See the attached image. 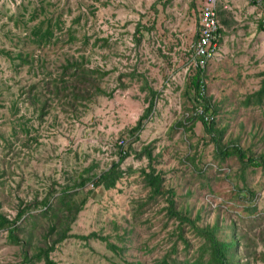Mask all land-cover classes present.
<instances>
[{
	"label": "rangeland",
	"instance_id": "374dc122",
	"mask_svg": "<svg viewBox=\"0 0 264 264\" xmlns=\"http://www.w3.org/2000/svg\"><path fill=\"white\" fill-rule=\"evenodd\" d=\"M205 1L0 0L1 211L14 219L27 204L43 200L53 185L60 189L87 175L86 169L94 173L109 168L119 159L116 141H127L125 175L117 187L89 182L77 189L76 204L84 198L87 203L71 225L73 237L53 253L59 264H159L165 256L172 264H188L203 253L210 258L204 249L206 238L198 237L189 224L183 228L189 243L180 238L181 222L168 211L171 195L150 199L142 169L151 161L140 154L148 146L159 156L155 165L175 192L177 209L199 227L218 226L221 239L237 233L240 264H264L260 160L246 166L237 156L223 159L215 133L199 122L185 130L192 125L186 118L196 107V95L188 87L192 69L187 73L185 69ZM248 5L254 6L253 27L260 34L245 40L249 42L245 54L213 62L206 74L217 130L226 131L223 143L239 145L258 158L264 153V104L247 106L244 101L261 88L264 78V32L257 26L264 9L262 0H249ZM47 17L53 21L55 38L41 46L29 37ZM19 53L30 54L29 61L19 60ZM67 59L85 60L106 93L80 100L81 107L73 112L62 94L59 100L50 94L53 101L45 120H40L39 113L25 104V89L37 84L35 93H46V83L65 72ZM154 92V113L134 134ZM15 104L18 108L12 112ZM25 124L31 127L30 135L23 130ZM38 135L39 142L33 139ZM55 222L50 217L38 224L25 222L28 232L37 230L35 249L46 245ZM58 231L48 241L57 238ZM28 232H21L20 238H29ZM110 243L119 249H111ZM23 262L21 246L0 230V264Z\"/></svg>",
	"mask_w": 264,
	"mask_h": 264
},
{
	"label": "trees",
	"instance_id": "16d2710c",
	"mask_svg": "<svg viewBox=\"0 0 264 264\" xmlns=\"http://www.w3.org/2000/svg\"><path fill=\"white\" fill-rule=\"evenodd\" d=\"M262 6L264 9V0H262ZM220 11V9H219ZM36 17V16H34ZM60 20L56 21V28H59ZM261 31H264V16L260 23ZM70 36L69 39H73L75 36L73 30H68ZM55 38V27H53V21L50 18H46L44 21L38 24L29 39L38 43L41 46L51 42ZM87 36L85 37V39ZM197 40L199 39V32L197 35ZM17 58L19 60L29 61L30 54L24 56L23 53H19ZM85 60H74L67 59V63L63 66L65 72L58 78L51 79L46 83L45 90L46 93H35L38 90V85L34 84L30 89L26 87L25 91L27 95V100L25 104H29L30 108H34L36 112L39 113V119L45 120L47 111L50 107V102L53 99L49 98V95H54L56 100H59L61 94L65 104L75 111V108L81 107L83 101H91V95L98 96L100 94H105V90L96 84V79L93 76L94 70L87 68L84 65ZM70 71V72H68ZM69 73V78H66L65 75ZM99 73V71H98ZM264 75V71L262 72ZM201 78V71L193 68L189 77L188 87L193 89L194 94L196 95L199 90V82ZM45 83V82H44ZM95 90V93L93 91ZM24 91V92H25ZM156 97L157 92H154V95L150 102V107L148 108L146 114L140 120L139 124L133 129V133L136 134L143 130L145 121L154 113L156 107ZM83 100V101H80ZM206 104L213 111V114L217 116L215 105L212 99L209 97L206 98ZM244 104L261 106L264 104V78L262 80V86L257 91L249 94ZM41 105V108L39 106ZM16 104L12 107L13 110H16ZM15 113V112H14ZM186 122L201 123L205 126L208 133H215L213 138L217 143V153L219 157L226 159L227 157L237 156L240 161L246 165L251 166L252 164H260L264 170V153H262L258 158L255 154L251 153L249 150H244L236 144H224L223 139L226 136L225 130H217V117L215 120L209 124L204 121V119L196 118L189 116L186 118ZM183 125V124H182ZM17 126H20L19 123L12 127L13 132L12 136L16 135ZM184 126V125H183ZM23 130L26 131L27 135L31 133V127L29 124L23 126ZM33 139H36L38 142L40 140V135L35 136ZM141 155L145 154L150 159V164L148 167L142 169V174L145 178L146 185L150 188V199H157L160 197H168L171 195V198H167L170 202V208L168 207L170 217L178 218L181 222V235L180 238L185 240L188 244V239L184 238V224H189L198 237L206 238L204 249L210 252V258H206L203 254H200L198 257L193 260H188V264H240L239 261V238L237 233H235L231 239H221L219 238L217 231L219 227L213 228L212 226H207L205 228L199 227L197 222L191 220L189 217L184 216L176 207L175 192L172 191L167 183L164 172L155 165L160 161L159 156L155 155L154 148L152 146L144 147L141 149ZM119 152V159L110 165L109 168L101 171L91 173L89 169L87 175H82L79 179L74 180L72 184H67L62 188L58 189L54 185L49 189L47 196L43 200H36L32 204H27L24 208H21L14 219H9L7 214L1 211L0 204V230H6L8 232V237L10 241L14 244L21 246L24 254L23 264H39L45 262L46 264H59L53 257V253L56 251L58 245L65 241L68 238L73 237L71 234V225L77 219V215L82 211L84 206L87 203V199L84 198L80 204H76L74 196L77 194V189H84L87 183L92 182L95 187H104L107 189L117 187L118 181L125 175V170L122 168L123 161L129 156L128 148L126 153H123L121 150ZM249 152V154H248ZM258 159V160H257ZM54 201H56V206ZM35 210H41L42 212L38 215L34 214ZM52 214V215H51ZM29 215V216H28ZM28 216V217H27ZM27 217V218H26ZM51 218L56 220V224L52 227L50 236L46 239V245L40 246L38 249L33 247V237L36 234V228H32L28 232L25 224L30 220H34L36 224L43 221V219ZM25 219V220H24ZM26 222V223H25ZM60 230L58 231V229ZM27 231L30 234V237L20 238V233H25ZM58 231V237L53 239L52 242L48 241L53 235ZM106 240L105 238H102ZM111 249H119L115 244H109ZM33 253V254H32ZM159 264H172L167 256L159 260Z\"/></svg>",
	"mask_w": 264,
	"mask_h": 264
},
{
	"label": "built area",
	"instance_id": "2783aa9c",
	"mask_svg": "<svg viewBox=\"0 0 264 264\" xmlns=\"http://www.w3.org/2000/svg\"><path fill=\"white\" fill-rule=\"evenodd\" d=\"M257 1L261 2V0ZM219 2L220 0H206L203 7H201L199 39L193 45V55L188 68L185 69L186 73L193 68L201 71L199 90L196 94V107L192 114H188V117L201 118L209 124L215 120L216 116L205 101L209 95L206 72L213 62L223 57V34L219 19ZM116 147L126 153L127 141L125 139L116 141Z\"/></svg>",
	"mask_w": 264,
	"mask_h": 264
},
{
	"label": "crops",
	"instance_id": "0c3cea01",
	"mask_svg": "<svg viewBox=\"0 0 264 264\" xmlns=\"http://www.w3.org/2000/svg\"><path fill=\"white\" fill-rule=\"evenodd\" d=\"M221 2L219 19L223 34V57L218 60L219 62L223 61L227 55L238 56L239 54H245L246 49L249 47V42L245 40L250 41L260 34L253 27L254 20L252 15H254L255 11L253 5H248L249 0H221ZM262 15L258 14L261 17L257 25L260 32H264L260 29ZM195 124L197 123H193L185 130L188 132Z\"/></svg>",
	"mask_w": 264,
	"mask_h": 264
}]
</instances>
